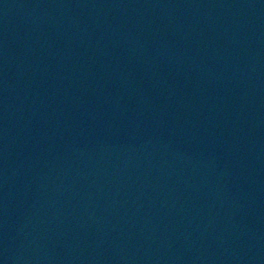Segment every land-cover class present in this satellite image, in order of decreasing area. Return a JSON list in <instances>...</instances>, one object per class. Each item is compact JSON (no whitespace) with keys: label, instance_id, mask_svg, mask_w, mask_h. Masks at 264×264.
Returning <instances> with one entry per match:
<instances>
[{"label":"water","instance_id":"water-1","mask_svg":"<svg viewBox=\"0 0 264 264\" xmlns=\"http://www.w3.org/2000/svg\"><path fill=\"white\" fill-rule=\"evenodd\" d=\"M0 264H264V0H0Z\"/></svg>","mask_w":264,"mask_h":264}]
</instances>
